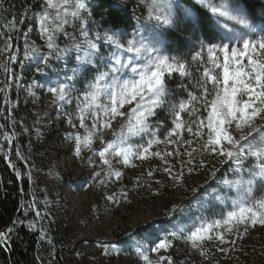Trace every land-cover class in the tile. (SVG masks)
Masks as SVG:
<instances>
[{
  "label": "snow or ice",
  "instance_id": "obj_1",
  "mask_svg": "<svg viewBox=\"0 0 264 264\" xmlns=\"http://www.w3.org/2000/svg\"><path fill=\"white\" fill-rule=\"evenodd\" d=\"M90 15V0H45L36 20L48 52L41 54L36 46L26 43L24 54V60L36 61L35 71L43 73L52 67L50 60H66L75 53L71 75H65L64 83L57 81L56 86L48 88L54 99L61 102L71 103L74 82L82 75L92 74L85 91L77 98L75 113L67 114L70 127L77 128L75 119L79 128L85 130L83 135L75 132L67 136L75 142L74 155L79 157L83 148L95 152L91 147L94 138L102 129L111 128L117 118L123 122L112 132L113 139L105 142L101 138L104 146L98 150L100 160L108 169L106 175L115 178L122 175L113 168L109 155L119 158L118 162L124 165H129L133 158L145 160L152 155L163 159L164 155H177L151 151L161 143L158 128L162 123L156 121L154 125L152 120L158 110L167 106L173 125L165 136L168 143L190 147L193 140L183 138L187 132L197 141H203L201 151L223 157L224 163L234 165L230 170L232 178L226 175L218 181L224 191L214 190L215 200L228 210H222L216 219L200 217L199 225L181 228L169 236L200 248L205 241L212 240L234 244L235 240L229 241L226 235L235 231L242 238L249 228L264 227V123H257L258 119L264 121V15L257 17L248 0H193L191 4L184 0H148L146 13L136 17V26L127 40L123 39L127 32L111 30H106L103 36L97 31L92 38ZM77 21L79 42L60 48L57 34L63 33L68 38L66 26H74ZM175 33H186L189 42L195 39L199 44V51L190 60L172 54L182 43ZM201 36L204 38L200 39ZM71 39L75 41L76 34ZM10 47L6 41V48ZM102 48L107 50L106 54ZM10 59L16 61L17 57L11 55ZM193 65L200 73L195 85L199 94L181 85L188 92L187 99L170 102L169 80L177 75L192 77ZM86 121H91L90 127ZM233 126L243 133L239 139L235 138ZM134 137L142 141L147 137V140L134 144ZM196 151L193 148L184 154L192 157ZM249 160L253 163L245 167ZM91 162L89 158L88 163ZM183 163L190 164L192 160ZM203 166L201 161L200 167ZM164 171L171 175L170 168ZM151 174L149 171L148 175ZM210 175L215 177L216 169ZM172 178L179 180L180 176ZM122 195L126 197L127 193ZM177 209L178 206H173L171 212ZM11 231L10 228L0 232V242ZM171 246L172 239L157 238L152 247L137 243L135 251L143 264H173L171 257L161 255L153 260L149 255L167 251ZM103 248L105 254L120 251L114 243L104 244ZM201 255L205 252L201 251Z\"/></svg>",
  "mask_w": 264,
  "mask_h": 264
},
{
  "label": "rangeland",
  "instance_id": "obj_2",
  "mask_svg": "<svg viewBox=\"0 0 264 264\" xmlns=\"http://www.w3.org/2000/svg\"><path fill=\"white\" fill-rule=\"evenodd\" d=\"M255 15H264V4L263 10ZM30 31V40L46 47L38 24L35 31L32 28ZM186 40L189 41L188 38ZM188 49L173 51L172 54L190 60L191 55L199 51L195 39L189 42ZM70 59L60 73L48 76L43 72L39 79L24 86L20 84L18 90L21 108L30 113L25 130L26 159L42 189V213L59 221L67 240L62 251L64 264H143L135 251L137 243L152 247L157 238L165 237L175 242L173 250L149 253L153 260L161 255L169 257L173 251L176 257H180L178 264H264V227L259 225L249 228L242 238L235 231L226 235L229 241L235 240L234 244L212 240L205 241L200 248H193L184 239L169 236V233L178 232L181 228L191 229L193 225H199L200 217L212 220L219 218L222 210H228L215 200L214 190L224 191L218 181L226 175L232 178L230 170L234 165L224 163L223 157L201 151L203 141H197L187 132L183 133V138L193 140L190 147L183 144L178 146V142L168 143L165 136L173 125L167 107L159 110L165 118L152 120L154 125L156 121L162 123L158 128L161 143L154 145L151 151L162 154L176 152L177 155H164L163 159L152 155L145 160L133 158L129 165L109 155L113 168L122 175L119 178L106 175L107 166L98 155V150L104 146L101 138L105 142L113 139L112 132L123 122L121 118L113 120L111 128L102 129L94 138L91 147L95 152L83 148L79 157L74 155L75 142L67 136L75 132L83 135L85 130L79 128L75 119L73 123L77 124V128L70 127L67 114L75 113L77 98L85 91V84L92 74L82 75L74 82V89L70 93L71 103L55 100L48 91L49 87L56 86L57 81L64 83L66 74L71 75L75 53ZM191 71L193 81L188 91L199 94L195 85L200 73L195 65ZM7 92L8 88L3 86L0 94L4 103ZM187 97L188 92H185L174 102L186 100ZM101 102L107 103L106 100ZM124 110H127V106ZM184 118L187 120V115ZM86 123L90 127L91 121ZM257 123L264 121L258 119ZM232 131L236 139L243 134L236 131L234 126ZM6 137L10 139L9 135ZM146 140L147 137L144 141L132 138L134 144ZM193 148L197 151L192 157L184 154L192 152ZM89 158L91 163H88ZM189 159L192 163H183ZM201 161L203 167H200ZM252 163V160L247 161L245 167ZM166 167L171 169V175L164 171ZM213 169H216L215 177L210 175ZM149 171L151 176L148 175ZM95 173L100 175L96 176ZM172 176H180V179L174 180ZM122 193H127V196ZM109 196L115 199H107ZM173 206H178L174 213L171 212ZM113 243L120 251L105 254L103 245ZM220 248L224 251H220ZM201 251L205 255H201Z\"/></svg>",
  "mask_w": 264,
  "mask_h": 264
},
{
  "label": "trees",
  "instance_id": "obj_3",
  "mask_svg": "<svg viewBox=\"0 0 264 264\" xmlns=\"http://www.w3.org/2000/svg\"><path fill=\"white\" fill-rule=\"evenodd\" d=\"M184 2L192 3L190 0ZM248 4L252 12L260 13L264 0H248ZM147 5L148 0H90V36L94 38L97 31L103 36L106 30H111L127 32L128 35L123 37L126 40L136 26V17L146 13ZM44 6L45 0H0V89L3 86L8 88L5 103L0 94V232L12 229L8 238L0 242V264H64L62 251L67 240L59 221L42 213V189L26 159L25 130L30 113L21 108L18 99L20 84L31 83L41 74L35 71L38 66L36 61L24 60L26 43L36 46L41 54L48 52L44 45L31 41L32 32L28 33L30 28L35 31L36 14ZM78 30V21L74 26H66L69 37L66 38L63 33L57 35L59 47H71L79 42ZM72 34H76L75 41L71 39ZM175 35L182 42L178 52L189 51L188 34ZM8 37H11L10 41ZM6 41L11 44L10 48H6ZM101 50L106 52L103 48ZM11 55H15L17 60H11ZM72 55L74 53L66 60H50L52 67L45 73L48 76L60 73ZM22 60L23 64L20 63ZM192 81V77L181 78L178 75L170 79V102L185 94L181 85L189 90ZM162 118H165L163 112L158 110L153 120ZM8 135L10 139H7ZM174 245L172 241L169 251ZM169 257L173 264L179 263L180 257H176L173 251Z\"/></svg>",
  "mask_w": 264,
  "mask_h": 264
},
{
  "label": "built area",
  "instance_id": "obj_4",
  "mask_svg": "<svg viewBox=\"0 0 264 264\" xmlns=\"http://www.w3.org/2000/svg\"><path fill=\"white\" fill-rule=\"evenodd\" d=\"M28 33H31L30 29L28 30Z\"/></svg>",
  "mask_w": 264,
  "mask_h": 264
}]
</instances>
